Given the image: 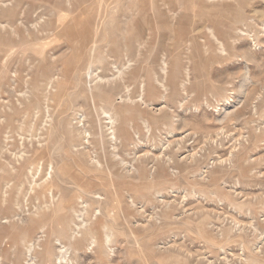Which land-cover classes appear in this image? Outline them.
<instances>
[{
    "label": "rangeland",
    "instance_id": "374dc122",
    "mask_svg": "<svg viewBox=\"0 0 264 264\" xmlns=\"http://www.w3.org/2000/svg\"><path fill=\"white\" fill-rule=\"evenodd\" d=\"M0 264H264V0H0Z\"/></svg>",
    "mask_w": 264,
    "mask_h": 264
},
{
    "label": "bare ground",
    "instance_id": "6f19581e",
    "mask_svg": "<svg viewBox=\"0 0 264 264\" xmlns=\"http://www.w3.org/2000/svg\"><path fill=\"white\" fill-rule=\"evenodd\" d=\"M94 39V38H93ZM79 50V49H78ZM97 68V67H96ZM97 71V70H96ZM96 71H95V73H96ZM74 73V72H73Z\"/></svg>",
    "mask_w": 264,
    "mask_h": 264
}]
</instances>
